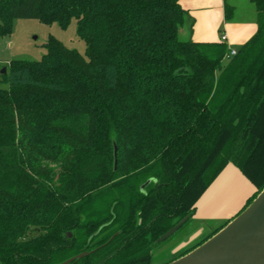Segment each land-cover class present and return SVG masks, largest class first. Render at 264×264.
Returning a JSON list of instances; mask_svg holds the SVG:
<instances>
[{
    "label": "trees",
    "instance_id": "trees-1",
    "mask_svg": "<svg viewBox=\"0 0 264 264\" xmlns=\"http://www.w3.org/2000/svg\"><path fill=\"white\" fill-rule=\"evenodd\" d=\"M180 1L0 0V38L75 20L85 43L0 74V264H152L226 166L256 189L240 212L263 190L264 0L226 65L180 39Z\"/></svg>",
    "mask_w": 264,
    "mask_h": 264
},
{
    "label": "crops",
    "instance_id": "crops-1",
    "mask_svg": "<svg viewBox=\"0 0 264 264\" xmlns=\"http://www.w3.org/2000/svg\"><path fill=\"white\" fill-rule=\"evenodd\" d=\"M226 4L227 0H181L180 6L187 12L188 18L180 34L184 33L186 39L195 43L206 44L222 43L221 36H226L227 40L224 43L226 49L237 52L257 31L256 13L252 20H239L234 18V8L228 4L230 10L226 15ZM227 62L228 60L224 65ZM255 191L254 186L237 168L232 165L226 166L196 203L195 214L191 219L196 222L220 223H214L212 227L196 232L190 245L183 246L180 252L191 249L193 244H197L201 239L231 221L236 216L232 214L235 211L238 212L243 200L245 205ZM238 197L243 198L241 205L231 213L233 203L239 201Z\"/></svg>",
    "mask_w": 264,
    "mask_h": 264
},
{
    "label": "rangeland",
    "instance_id": "rangeland-1",
    "mask_svg": "<svg viewBox=\"0 0 264 264\" xmlns=\"http://www.w3.org/2000/svg\"><path fill=\"white\" fill-rule=\"evenodd\" d=\"M227 4L234 8V18L236 19L252 20L255 17L254 6L248 0H227ZM49 37L54 38L67 49L75 50L82 56L85 53V43L76 34L75 20H72L65 29L57 23L45 25L36 20H14L10 36L0 38V73L6 65L14 61L38 62L46 53L45 44ZM180 39H186L184 33L180 34ZM225 63L226 60H223L222 65ZM238 199V202L233 203L231 213L241 205L243 198L238 197ZM244 201L239 210L242 209ZM239 210L232 215H237ZM190 221L153 251L152 264H166L178 259L184 252H180V249L185 245H190V241L193 240L196 232L206 230L207 227H212L214 223H220ZM195 245L193 244V247Z\"/></svg>",
    "mask_w": 264,
    "mask_h": 264
},
{
    "label": "water",
    "instance_id": "water-1",
    "mask_svg": "<svg viewBox=\"0 0 264 264\" xmlns=\"http://www.w3.org/2000/svg\"><path fill=\"white\" fill-rule=\"evenodd\" d=\"M5 73L6 68H3L0 74ZM185 221L179 222L157 242L168 240ZM169 264H264V188L248 207L221 230Z\"/></svg>",
    "mask_w": 264,
    "mask_h": 264
},
{
    "label": "built area",
    "instance_id": "built-area-1",
    "mask_svg": "<svg viewBox=\"0 0 264 264\" xmlns=\"http://www.w3.org/2000/svg\"><path fill=\"white\" fill-rule=\"evenodd\" d=\"M220 40H221L222 43H225L226 40H227V39H226V36H221ZM235 55H236V51H234V50H228V52H227V54H226V56H225V59H226V60H230V59L233 58Z\"/></svg>",
    "mask_w": 264,
    "mask_h": 264
},
{
    "label": "flooded vegetation",
    "instance_id": "flooded-vegetation-1",
    "mask_svg": "<svg viewBox=\"0 0 264 264\" xmlns=\"http://www.w3.org/2000/svg\"><path fill=\"white\" fill-rule=\"evenodd\" d=\"M165 242V241H164ZM163 243V242H162ZM161 244V243H160Z\"/></svg>",
    "mask_w": 264,
    "mask_h": 264
}]
</instances>
